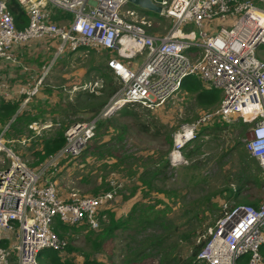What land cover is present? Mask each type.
Here are the masks:
<instances>
[{"label": "built area", "instance_id": "2783aa9c", "mask_svg": "<svg viewBox=\"0 0 264 264\" xmlns=\"http://www.w3.org/2000/svg\"><path fill=\"white\" fill-rule=\"evenodd\" d=\"M17 1L26 15L23 26L16 25L7 0H0V60L17 62L13 49L31 39L53 40L56 55L66 49L84 54L106 49L117 54L106 60V66L119 86L97 116L67 125L64 144L34 167L12 150L16 138L6 139L0 132V264H41L43 249L65 247L54 228L56 221L99 229V214L116 189L98 194L72 190L62 196L49 169L80 154L94 136L100 116L126 103L156 109L180 91L189 74H197L206 87L219 89L221 99L213 110L175 131L172 150L181 152L207 122L241 117L250 124L249 153L264 174V59L256 54L264 45V0H152L161 7L158 14L171 18L164 34L151 33L153 14L130 0ZM54 10L70 16L55 19ZM138 56L142 61L135 66ZM55 59L43 66L37 80L15 87L20 97L15 113L37 95ZM103 84L99 75L80 86L98 92ZM5 91L13 97L0 79V98ZM204 237L198 258L206 264H264V200L225 210Z\"/></svg>", "mask_w": 264, "mask_h": 264}, {"label": "rangeland", "instance_id": "374dc122", "mask_svg": "<svg viewBox=\"0 0 264 264\" xmlns=\"http://www.w3.org/2000/svg\"><path fill=\"white\" fill-rule=\"evenodd\" d=\"M63 15L68 18L66 14ZM150 17L151 33L164 34L172 25L170 17L161 14L159 17ZM50 48L46 49H50L46 60L43 61V52L35 50L37 57L30 56L27 62L17 66V70L24 69L23 66L27 69L33 62L42 70L48 59L57 56L43 77L38 92L44 94L46 89L47 95L57 94V103H42L36 99L39 96L37 93L13 118L0 122V132L4 131V137L16 138L11 144L12 150L31 167L37 165L33 151L41 147L37 140L41 135L47 137L57 127L75 121L89 122L101 110L93 113L88 109L89 105L103 98L107 102L116 91L109 94V85L116 83L119 86L115 76L113 80L111 77V81L103 76V87L98 92H92L95 98H86V94L79 98V101L90 102L88 106L70 108L68 101L76 100L78 91H87L80 85L101 75L108 69L106 60L117 54L104 49H89L85 54L82 50L70 52L66 49L56 55V44ZM256 54L264 59V45L256 48ZM68 55L71 57L66 59ZM136 59L142 61L141 56L133 60ZM98 65L101 68L98 69ZM20 73L7 82L10 84V81L24 82L28 79L26 74ZM218 105L200 108L193 94L182 88L166 103L153 110L143 109L137 104L128 105L132 111L142 114L139 121L151 120L154 124L152 131L157 127L159 134L141 131L133 116L122 112L126 104L100 116L95 124L94 136L80 154L63 158L56 165V170L52 167L49 173L53 174L56 186L65 190V194L72 190L79 194H98L115 188V197L108 207L111 205L110 210L122 216L125 221L105 237L101 235L106 230L102 226L90 233L87 226H68L58 234L67 245L66 248L55 249L59 255L71 259L75 264H82L84 256L94 259L97 264H162L161 258L166 253L185 259L191 253V244L205 238L208 227L222 218L221 213L231 205L245 203L238 199L248 197L251 201L264 200V186L257 189L250 187L249 183L238 191L239 198L235 199L236 191L231 179L243 166L250 164L249 158L243 155L249 154L247 137L250 124L241 117L207 122L198 131L208 127L212 132L198 133L199 138L181 150L182 157L179 160L170 159V136L173 144L175 131L181 125ZM26 117L27 121L24 120ZM110 118H114L111 119L113 121ZM12 123H15L13 129ZM46 123L52 125L44 127ZM22 127L24 131L21 135H8L19 134L15 129ZM35 131H40V134ZM195 144L199 146L193 153L186 154V150ZM1 155L4 156V153ZM253 160L257 164V160ZM244 172L249 174L250 169L244 168ZM95 191L97 193H93ZM64 193L61 195L65 196ZM135 206L136 211L133 212ZM139 207L143 209L139 211ZM155 217H159L156 222L145 221L146 218ZM200 232L202 234L199 237ZM159 236H163L162 240L153 245L151 241ZM42 260L40 258L41 264ZM171 260L166 264H174Z\"/></svg>", "mask_w": 264, "mask_h": 264}, {"label": "trees", "instance_id": "16d2710c", "mask_svg": "<svg viewBox=\"0 0 264 264\" xmlns=\"http://www.w3.org/2000/svg\"><path fill=\"white\" fill-rule=\"evenodd\" d=\"M7 4H8L9 9L11 10V12L14 16V20H15L16 25L17 26H23L25 24V21H26V15H25V11H24L23 7L19 4V2L17 0H7ZM151 13L153 15L159 17L158 13H153V12H151ZM63 14H66L67 17L70 16V13H67V12L61 13V11H59V10H54V14H52V16H53V18L58 19V18L64 16ZM99 67L101 68V65H98L97 68L99 69ZM101 75L104 76L105 78L109 79L110 81H111V77H112V80H113V75L110 73L109 69L104 70L101 73ZM112 82H114V81H112ZM117 88H118V84H116V83H113V85H109V90H111V91H109V94L110 93L112 94ZM181 88L185 89L187 92H191L193 94V98L200 108H208V107L215 106V105L219 104L220 99H221L220 90L217 88L206 87L203 84V81L201 80V78L197 74H189V75L185 76ZM84 94H86V96H85L86 98H90V97L95 98L96 97V95L92 92L78 91L75 95L76 100H74V99L69 100L68 106H70V108H72L74 106H78V107L88 106L90 104V102L86 103L87 100L79 101L80 100L79 98ZM105 102H106L105 98H103L102 100H98V101L95 100V103H93L92 105L90 104L88 109H90L91 112L95 113L105 104ZM134 104L135 103H126V107L122 108V112L128 113L131 116H133V118L135 120V124L137 123V125L139 126L141 131L148 132L149 134H159L160 130L157 127L154 131H152L154 124L151 120L139 121V118L142 114L138 113L136 111H132L130 108H128V105H134ZM18 106H19V99H9L6 101L1 99L0 100V122L2 120L4 121L6 119H10L11 117L13 118L15 116L14 114H15ZM16 117H19V116L17 115ZM111 119H114V118H110V121H113ZM24 120L27 121L28 120L27 117ZM32 120H34V119H32ZM115 124L116 123H113V125H115ZM66 126L61 125L60 127H57V129L52 131V133L49 136L44 137L43 135H41L40 138L37 139L38 144H40L41 147L38 149H35L33 151V153L36 155V164L44 161L47 158V156L56 152L64 144V142H65L64 130H65ZM11 128L12 129L15 128V123L11 124ZM15 131H17V133H19V134H8V135L9 136L21 135V132L24 131V127L20 128V129H15ZM124 132L125 131H122L121 133H124ZM210 132H212V131L210 129H208V127L203 128L202 131H198L196 133V136L193 139H191L189 142H192L193 140L198 139L199 135L202 133L209 134ZM198 133H199V135H198ZM8 138H13V137H8ZM189 142L183 146L182 150L185 149L184 147H186L189 144ZM196 144H200V143H196ZM196 144L193 147L188 148L186 150V154L191 155L193 153L194 149L199 146ZM170 145H172L171 136L169 138V146ZM249 154L243 153V155L245 157L249 158L250 164L243 166L242 170L238 171L236 173V175L231 179V181L233 183L232 186L234 187V189L236 191V197H235L236 200L239 198L238 197V191L242 187H244L246 184L249 183L250 187H252V188L256 187L257 189H260L262 186H264V174H263L260 166L258 165V163L257 164L254 163V160H253L254 157L249 155ZM244 168L250 169V173L245 174ZM251 169H252L253 173L251 172ZM158 170H160V169H158ZM158 170L154 171V173H157ZM141 175H142V173H141ZM140 178H142V177H140ZM145 182H146V180H145ZM147 183L149 184L150 181H148ZM106 187L107 186H105L104 188H106ZM233 191L234 190L232 188V193H233ZM93 193H97V191H95ZM238 200L244 201L245 202L244 204H253V205L259 204L258 201H251L250 199H248V197L246 199L242 198V199H238ZM234 205H237V204H234ZM234 205H231L230 207H233ZM230 207H228V209ZM149 208H152V207H149ZM110 209H111V205L109 207L108 206L104 207L99 214L100 227L102 226V229H104V228L106 229L104 232L105 234L101 233V235L103 237L107 236V234L110 235V233L113 231L114 228H118V226L122 225L123 224L122 222L125 221V219L122 218V216H117L116 213ZM138 209H139V211H141L143 209V207H139ZM146 210L147 209H144L143 211H146ZM132 211L133 212L136 211V206L133 207ZM220 216H223V214L221 213ZM158 218L159 217H155L154 219L146 218L145 221H147L148 223L149 222L153 223V222H156ZM54 226H55L54 227L55 230L59 234V232L64 231L68 226H74V225H68V224L62 223L60 221H56ZM93 230L94 229L88 228V233L92 232ZM201 234H202V232H200L199 237ZM162 238H163V236H159L156 239H153V241H151V243L153 245H157L162 240ZM206 240H207L206 238H203L198 243L193 242L191 244V247H192L191 253L185 259L174 256V255L172 257L170 254L166 253L165 256H163L161 258L162 264L168 263V260L170 261V258H172L171 261H173L174 264H206L200 258H198V252L202 248V246L205 244ZM66 247H67V245H65V248ZM261 252L264 255V244L261 247ZM40 258L43 259L42 260L43 264H75L71 259L62 258L59 255L58 251L55 249H49V248L43 249L41 254H40L39 259ZM82 264H97V263L94 259H90L89 257L84 256V260H83Z\"/></svg>", "mask_w": 264, "mask_h": 264}, {"label": "crops", "instance_id": "0c3cea01", "mask_svg": "<svg viewBox=\"0 0 264 264\" xmlns=\"http://www.w3.org/2000/svg\"><path fill=\"white\" fill-rule=\"evenodd\" d=\"M53 44H54V41L51 40V39H35V40L31 39L28 42H26V43H24V44H22L20 46L15 47L13 50L15 51V54H16V57H17V62L0 60V79H4L7 82V81L12 80L15 77H17V75L21 72L20 74H26L27 75L28 79H26L25 81L37 80L38 77H40L42 71H41V69L39 70L38 64L36 62L31 63L29 68H27V69H26V66H23L24 69H19L18 68V70H17V66L20 63H22V62H27V60L29 59L30 56L37 57V53L34 52L35 50H38L39 52H43V54H44L43 61L46 60L47 53L49 52V50L51 49L50 47ZM47 48H50V49L48 51H46ZM104 50H106V49H104ZM70 52H72V51H70ZM54 57H55V55H54ZM70 57H71V55H68L66 59H69ZM138 57H140V56H138ZM50 59H52V57ZM50 59H48V61H46V63H48L50 61ZM133 62H134L135 66H138V64L141 61L138 62L137 59H136L135 61L133 60ZM44 65H46V64H43V66ZM32 68H36V69L34 70ZM61 77L63 78V76H61ZM20 82H22V81L14 80V81H10V84L7 82L8 88L12 92L13 97L10 98L11 96H10L9 92H8L9 95L7 96L6 95V91L7 90H6L5 93L2 94L1 99L5 100V101L9 100V99H19L20 100V97L16 94V91H15V87L17 85H19ZM45 91H46V89H45ZM45 91H44V94H39L38 93L39 96L36 99H40V101L42 103L44 101H46V102L50 103V105L52 103L56 104L57 101H58L57 94H56V96L54 94L47 95V92H45ZM26 105H25V107H26ZM58 190H59L60 193H64V191H65L61 187H60V189L58 188Z\"/></svg>", "mask_w": 264, "mask_h": 264}, {"label": "water", "instance_id": "95a60500", "mask_svg": "<svg viewBox=\"0 0 264 264\" xmlns=\"http://www.w3.org/2000/svg\"><path fill=\"white\" fill-rule=\"evenodd\" d=\"M132 3L140 6L142 9L153 13H159L161 11V7L155 4L152 0H130Z\"/></svg>", "mask_w": 264, "mask_h": 264}, {"label": "bare ground", "instance_id": "6f19581e", "mask_svg": "<svg viewBox=\"0 0 264 264\" xmlns=\"http://www.w3.org/2000/svg\"><path fill=\"white\" fill-rule=\"evenodd\" d=\"M170 155L172 156L173 160H179L182 157V153L177 149L171 150Z\"/></svg>", "mask_w": 264, "mask_h": 264}, {"label": "clouds", "instance_id": "9594fccd", "mask_svg": "<svg viewBox=\"0 0 264 264\" xmlns=\"http://www.w3.org/2000/svg\"><path fill=\"white\" fill-rule=\"evenodd\" d=\"M122 106H123V105H122ZM122 106H121V107H122Z\"/></svg>", "mask_w": 264, "mask_h": 264}]
</instances>
